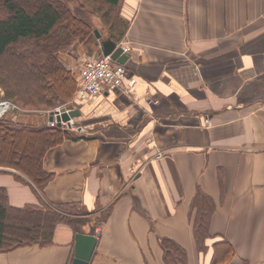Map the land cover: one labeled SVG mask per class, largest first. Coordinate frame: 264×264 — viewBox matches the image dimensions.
I'll return each instance as SVG.
<instances>
[{"label":"crops","instance_id":"obj_1","mask_svg":"<svg viewBox=\"0 0 264 264\" xmlns=\"http://www.w3.org/2000/svg\"><path fill=\"white\" fill-rule=\"evenodd\" d=\"M119 9L133 86L78 104L79 137L45 153L53 177L42 193L0 167L10 205L42 199L92 219L112 205L89 264H164L162 238L187 264H210L223 239L234 253L218 264H264V0H119ZM104 39L59 59L78 76ZM197 189L215 204L204 253L190 217ZM76 233L58 224L50 245L0 253V264H71Z\"/></svg>","mask_w":264,"mask_h":264},{"label":"trees","instance_id":"obj_2","mask_svg":"<svg viewBox=\"0 0 264 264\" xmlns=\"http://www.w3.org/2000/svg\"><path fill=\"white\" fill-rule=\"evenodd\" d=\"M94 18L106 30L104 42L122 41L127 23L120 16L119 0H0V88L17 114L14 120L13 112L0 118V167L23 173L41 193L53 177L42 167L45 153L63 140L79 136L50 127L46 120L32 123L19 117L54 109L74 95L78 76L61 63L58 53L95 36ZM111 207L100 211L94 220L85 216L74 219L68 208L42 199L37 205L14 207L6 189L0 187V253L24 246L50 245L55 227L61 223L75 233L82 232L81 226L89 223V233L94 234ZM214 210L213 200L197 189L190 217L199 253L207 250ZM222 243L219 249L213 247L210 264H218L234 253L228 242L223 239ZM160 246L164 264H187L185 250L174 241L162 238Z\"/></svg>","mask_w":264,"mask_h":264},{"label":"built area","instance_id":"obj_3","mask_svg":"<svg viewBox=\"0 0 264 264\" xmlns=\"http://www.w3.org/2000/svg\"><path fill=\"white\" fill-rule=\"evenodd\" d=\"M124 52L127 51L125 46H122ZM127 72L125 66L111 60L110 56H104L101 53L93 54L92 56L85 59L78 73V81L76 91L73 95V99L68 103V106L64 108V111L76 108L78 104L86 101L89 98L95 97L96 95L105 91H116L124 88L127 85L131 88L134 84V79H127ZM156 100H149L147 104H156ZM0 116L7 110L12 109L13 105L9 102H0ZM53 114V121H48L50 127L57 126L56 120L57 115L61 113V108H54L50 112ZM73 120L60 121V127L63 129H77L73 125ZM207 122V119L205 120Z\"/></svg>","mask_w":264,"mask_h":264},{"label":"water","instance_id":"obj_4","mask_svg":"<svg viewBox=\"0 0 264 264\" xmlns=\"http://www.w3.org/2000/svg\"><path fill=\"white\" fill-rule=\"evenodd\" d=\"M94 34L97 38H100L98 30H94ZM101 51L104 56L109 55L111 60L122 65L126 63L129 57V54L125 53L121 46H116V44L110 41L102 43ZM78 113V109L69 110L67 112L61 109V113L56 119L58 121H68ZM49 120H52V116L49 117ZM96 245L97 237L95 235L89 233H76L74 236V257L71 264H89Z\"/></svg>","mask_w":264,"mask_h":264},{"label":"rangeland","instance_id":"obj_5","mask_svg":"<svg viewBox=\"0 0 264 264\" xmlns=\"http://www.w3.org/2000/svg\"><path fill=\"white\" fill-rule=\"evenodd\" d=\"M94 24H95V29H97L98 31H99V33L101 34V36L102 37H106V30L101 26V23H100V21L98 20V19H95L94 18ZM73 99V96L69 99V100H66V101H64V102H61V103H59V105H57L55 108H58V107H67L68 106V103L69 102H71V100ZM2 101H6V102H8L7 100H5L4 99V93H3V91L1 90V88H0V102H2ZM13 105V104H12ZM14 106V105H13ZM4 108V107H3ZM51 110H53V109H51ZM51 110H46L45 112H47V111H51ZM45 112H43V111H39V112H35L34 114H31V113H28V114H24V115H22V116H20L19 117V119L20 120H23L24 122H26V120L27 121H29V122H32V123H38V122H40V120L42 121H45L46 120V117H45V115H46V113ZM23 113V112H22ZM1 114V113H0ZM12 114V111H11V109H9V110H7L3 115H1V117L3 118V117H5V116H7V115H11ZM0 117V118H1ZM18 119V120H19ZM73 133H75V135H78L77 134V132L76 131H72ZM71 217L72 218H74L75 219V217H78L79 216V214H80V212H76V213H74V208H72L71 209ZM85 214V213H84ZM86 217V216H85ZM98 217H99V215H98ZM98 217H95L96 219L98 218ZM86 218H88V219H90V220H94V219H92V217H86ZM97 227V226H96Z\"/></svg>","mask_w":264,"mask_h":264},{"label":"bare ground","instance_id":"obj_6","mask_svg":"<svg viewBox=\"0 0 264 264\" xmlns=\"http://www.w3.org/2000/svg\"><path fill=\"white\" fill-rule=\"evenodd\" d=\"M0 108H1V110H2V109H3V106H1Z\"/></svg>","mask_w":264,"mask_h":264}]
</instances>
